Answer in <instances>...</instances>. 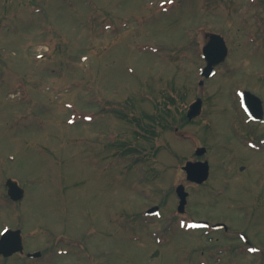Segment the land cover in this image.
<instances>
[{"label":"rangeland","instance_id":"obj_1","mask_svg":"<svg viewBox=\"0 0 264 264\" xmlns=\"http://www.w3.org/2000/svg\"><path fill=\"white\" fill-rule=\"evenodd\" d=\"M211 32L229 58L201 86ZM237 88L264 100V0H0V236L21 229L26 253H45L0 264H264V147L247 143L264 130L244 123ZM198 97L204 112L184 122ZM163 98L177 121L153 127ZM116 139L144 158L108 161ZM203 145L212 176L192 188L182 165ZM9 178L26 190L18 202ZM180 183L188 213L249 233L257 255L228 252L224 231H184Z\"/></svg>","mask_w":264,"mask_h":264},{"label":"water","instance_id":"obj_2","mask_svg":"<svg viewBox=\"0 0 264 264\" xmlns=\"http://www.w3.org/2000/svg\"><path fill=\"white\" fill-rule=\"evenodd\" d=\"M228 53V47L224 40V38L219 34H213L211 37V42L205 47V54L209 60V65L205 69L207 70V73L210 71L209 69H213L214 64H217L221 60H224L226 55ZM202 104L203 101L199 99L196 103H194L191 106V109L189 111V117L194 118L198 116L202 111ZM246 104L248 106L249 112L253 114V116H260L261 115V101L258 97L254 96L253 94L247 92V98H246ZM205 148H200L197 152L198 154H203L205 152ZM199 164H194L192 162H189L188 166L186 167L187 170H189V177L195 178L196 180L203 181L205 178H207V171L208 166L207 163H204V166H201ZM200 169L201 174L203 172V178L200 179L197 169ZM9 187V194L13 199H20L24 196V190L18 185V183L12 179H10L7 183ZM178 193L181 197V205H180V211H184L185 205L187 203V193L184 190L183 186H180L178 188ZM158 207L151 209L148 211V213H154L157 212ZM23 252L24 251V245H23V238L21 235V230H8L0 239V254H3L5 256H10L14 254L15 252ZM41 255L40 252L29 254V256H39Z\"/></svg>","mask_w":264,"mask_h":264},{"label":"trees","instance_id":"obj_3","mask_svg":"<svg viewBox=\"0 0 264 264\" xmlns=\"http://www.w3.org/2000/svg\"><path fill=\"white\" fill-rule=\"evenodd\" d=\"M122 114H125V111L122 112ZM169 117V115L167 114L166 110L164 109L163 111L160 110V113L153 117L154 118V123H156L155 126H158V124H161L162 126H166L165 122L167 120V118ZM141 121V120H140ZM139 126L142 127V129L151 131V129L149 128L150 125H145V127H143L140 123L138 124ZM154 132V130H153ZM138 133L140 134V132L138 131ZM110 147H115L118 148V152L117 154H120L121 156L125 157V156H131L132 158H134V155H136V157L134 158L135 162H138L141 160V158H138V156L140 155V150L138 149V147H133L130 143L128 142H122V144H111Z\"/></svg>","mask_w":264,"mask_h":264},{"label":"flooded vegetation","instance_id":"obj_4","mask_svg":"<svg viewBox=\"0 0 264 264\" xmlns=\"http://www.w3.org/2000/svg\"><path fill=\"white\" fill-rule=\"evenodd\" d=\"M200 220H202V219H200ZM211 225L213 226V225H214V223H212Z\"/></svg>","mask_w":264,"mask_h":264}]
</instances>
